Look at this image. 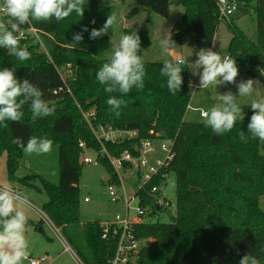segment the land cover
<instances>
[{"label": "trees", "instance_id": "trees-1", "mask_svg": "<svg viewBox=\"0 0 264 264\" xmlns=\"http://www.w3.org/2000/svg\"><path fill=\"white\" fill-rule=\"evenodd\" d=\"M172 0H132L131 14L145 9L166 18ZM217 0H178L183 14L174 37L177 46L194 49L195 39L211 48L221 21L218 19ZM238 7L241 0H237ZM252 10L256 25L253 38H248L234 24H227L231 38L228 56L236 59L237 66L247 68L246 75L260 82L264 89V0H243ZM83 17L73 13L64 21L36 22L30 25L41 31L43 51L38 43L20 39V46L31 53V59L21 62L0 48V70L16 69L19 79L26 78L43 93V99L55 107L48 117L31 120L30 109L25 105L20 122L8 121L0 127V157L5 154V178L8 183L31 186L33 178L18 179L17 158L22 149L12 143L20 137L25 144L29 137H47L58 148L57 185L41 180L47 202L42 212L60 229L66 243L85 264H106L112 247L101 239L100 222L80 224L78 180L81 172L79 142L89 150H99L85 125L81 112L94 110L96 123L113 129L135 130L139 140H160L171 143V159L165 170L175 175L176 213L170 214L167 223L147 222L135 230L138 239L152 242L143 247L136 264H239L245 254L258 258L264 264V209L259 201L264 196V141L249 138L242 142L239 132L247 134L252 109L234 128L217 136L203 123L186 122L189 105L188 69L182 66L181 91L169 93L161 75L165 61L144 62L146 76L142 91L135 88L126 96L106 93L95 78L96 71L111 58L106 37L89 39L92 28L105 23L112 8H99V0H86ZM95 20V24L91 21ZM83 41L76 49H69L73 33L81 32ZM137 34L141 39V52L151 42L145 28ZM196 50V49H195ZM71 65L73 79L62 81L58 69ZM69 91V92H68ZM115 95L126 101L121 115L116 118L106 101ZM129 145L106 144L105 150L113 157L128 150ZM99 163L107 173V185L117 182L106 159ZM164 170H162L163 172ZM156 178L144 191L137 194L141 206L151 208V217L158 211L148 194L152 185H160ZM168 212V211H166ZM28 225L31 222L28 220ZM41 224L38 223L36 229Z\"/></svg>", "mask_w": 264, "mask_h": 264}, {"label": "clouds", "instance_id": "clouds-1", "mask_svg": "<svg viewBox=\"0 0 264 264\" xmlns=\"http://www.w3.org/2000/svg\"><path fill=\"white\" fill-rule=\"evenodd\" d=\"M86 0H3L0 12L10 18L5 22L0 19V48L17 60L24 62L31 59V53L20 46L22 26L36 22L64 21L73 13L83 17ZM115 13H110L102 27L92 28L89 32L83 26L81 32L73 33L68 48L76 49L83 41V33L89 32V39L96 40L106 35L116 23ZM95 24V20L91 21ZM162 48L174 46L171 40L161 42ZM141 52L140 36L134 31L121 37L118 47L113 49L110 61L103 63L96 71L95 78L104 86L106 93L128 95L134 88L142 91L145 87V64ZM197 59L192 63V75L199 77L200 89L209 86L236 84L238 96L231 91L211 96L216 102L210 108L200 111L206 127H210L217 136L230 132L238 120H244V113L237 102L238 97H247L254 91V80L236 78L239 69L236 59L231 56H221L211 48L201 49L196 53ZM184 59L176 62L165 61L161 68V75L167 77L166 86L172 95L181 91L183 77L181 75ZM15 67L0 70V127H8L7 122H20L24 117V107L30 109L33 123L38 118L48 117L55 113V107L50 106L42 97V91L28 79L17 78ZM194 85L190 81L189 88ZM109 111L116 118L121 115L122 106L126 101L109 96L106 101ZM253 114L247 125L248 132H239L242 142L249 138L264 141V99H253L250 103ZM12 143L17 145L26 154H46L53 149V140L47 137H29L27 143L20 137H15ZM166 188H175L174 177H166ZM30 206L28 197L16 192L8 186L0 187V264H23L28 258L29 244L26 239V228L29 217L23 210ZM34 264V262H32ZM239 264H260L258 258L245 254Z\"/></svg>", "mask_w": 264, "mask_h": 264}, {"label": "rangeland", "instance_id": "rangeland-1", "mask_svg": "<svg viewBox=\"0 0 264 264\" xmlns=\"http://www.w3.org/2000/svg\"><path fill=\"white\" fill-rule=\"evenodd\" d=\"M239 5L236 13L230 19V23L241 30L248 38H253L256 31L255 21L252 15L250 7L242 3ZM245 1V0H244ZM169 7V15L166 18L155 15L145 9L131 14V10L134 8L132 0H99L100 7L104 9L112 8L113 11L108 13H115L117 20L113 27L106 35V42L108 43V55L106 57L111 58L113 49L118 47L121 37L125 34H131L132 32H138L142 27L145 28L148 40L151 42L150 46L143 51L144 62L165 61L171 59L178 61L184 59L185 63L182 65L188 69L190 74V80L194 84L199 85V77L192 75V63L197 59L195 49L188 46H177L175 44L174 37L177 35V25L183 14V8L178 5V0H172ZM0 19L7 22L8 18L3 17L0 14ZM229 23V24H230ZM231 36L227 30V24L221 22L218 26L217 32L214 37L211 49L219 52L221 56L228 55V43ZM171 40L175 45L167 48H162V41ZM45 51V48L43 46ZM47 51V50H46ZM45 51V52H46ZM239 75L236 78L238 84L241 80L253 79L246 75L247 68L239 67ZM60 71V68L58 69ZM254 80V91L252 95L247 97H238L237 102L242 108V112L246 115L248 108L253 99H264V89L260 82ZM231 91L234 95L238 96V89L236 84H226L215 86H209L207 89L193 90L189 88L190 101L188 109L185 114L186 122L203 123V118L200 117V109H208L214 103L211 100V96L218 93H225ZM244 115V117H245ZM164 142L160 140H154L151 143V147L154 150L152 154L151 164L154 162H163L167 158V153L161 150V145ZM168 146V144H165ZM261 151L264 153V145H261ZM86 154L90 157H94V153L86 151ZM5 154L0 157V187L2 183H7L5 178ZM18 168L15 171L14 176L18 179L24 177L33 178L30 182L31 186L18 185L17 183H9L5 186L14 187L11 188L16 192L26 195L30 201V206L24 208L25 214L29 217V220L34 224L41 223L42 232H39L33 225H27L26 239L29 244L28 257L39 258L40 255L46 258L45 264H85L76 255L75 259L70 253H63V246L52 232V230L46 225L45 218L40 214H36L41 210L43 205L47 202V197L43 192L41 180H44L50 184L57 185L59 181V167H58V148L53 146L51 152L46 154H26L22 151L21 155L17 158ZM166 177H174V173L169 170ZM107 173L105 168L101 165L96 167L91 165H82L81 172L78 180L79 190V220L80 224L103 222L112 220L116 214H123V207L121 202L113 203L107 193ZM129 179V180H128ZM124 189L126 195L134 194L137 190L136 177L124 175ZM166 178L161 184V199L169 201L170 207L159 206L153 216L148 217L146 220L149 222L167 223L170 220V214L176 213V191L175 188H166ZM122 196V194H121ZM119 195V197H121ZM84 198H88V202L83 201ZM262 209H264V196L259 201ZM36 211H33L32 207ZM150 212V209H148ZM168 211V212H166ZM61 236L66 240L62 233ZM70 248L75 254V250L72 246ZM33 255V256H32ZM38 256V257H35ZM137 258H135L132 264H136ZM23 264H27L23 261Z\"/></svg>", "mask_w": 264, "mask_h": 264}, {"label": "built area", "instance_id": "built-area-1", "mask_svg": "<svg viewBox=\"0 0 264 264\" xmlns=\"http://www.w3.org/2000/svg\"><path fill=\"white\" fill-rule=\"evenodd\" d=\"M2 4L3 0H0V5ZM216 6L218 19L221 22L229 24L230 19L238 9V2L237 0H217ZM0 14L8 18L2 12H0ZM42 35L43 33L41 31L33 28L30 24L22 26V31L19 34L20 39L25 41L31 40L34 44L38 43L44 51L41 40ZM58 73L62 81L65 82V85L66 80L73 79L74 73L69 64L60 69V71L58 70ZM190 81L193 83L192 80ZM193 85V90L199 88L198 84L193 83ZM81 115L95 143L99 147V150H89L84 142H79L78 148L82 152L81 164L96 167L100 165V159L107 160L117 180L116 183L107 185L108 196L111 202H121L123 207V214H116L112 220L100 222L102 227L101 239L112 247L111 255L107 258L106 264H132L135 258H137L140 250L148 243L152 242L150 239H138L136 237L135 230L138 226L149 222L146 219L150 217V213L152 212L151 208L141 206L137 194L144 191L153 180L159 178L161 179L160 185H152L148 194L158 206L170 207L169 201L161 199L160 196L162 192L161 184L168 173L164 168L168 165L172 157L171 143L169 141H162L164 144L161 145V150L167 153V158L163 162L156 161L154 164H151L152 154L154 153L151 143L154 140H139L138 132L128 128L113 129L109 126L98 125L96 123L94 110L81 112ZM200 117L203 118L201 111ZM122 143H127L130 149L123 151L117 157L111 156L105 150L106 144L119 145ZM165 144H168V146ZM86 151L93 152L95 154L94 157L88 156ZM162 170L164 171L162 172ZM124 175L136 177V185L138 184V186L134 194L126 195L124 181H128L129 179L124 180ZM119 195L121 197H119ZM83 201L87 203L88 198H84ZM31 207L33 211H36L33 206ZM148 209H150V212ZM36 214H40L41 217L45 218L46 225L62 243L64 251L72 254L73 251L62 238L60 229L55 227L45 214H42L40 211H37ZM24 261H26L27 264H32V262H34V264H45L46 258L44 256L39 258L28 257Z\"/></svg>", "mask_w": 264, "mask_h": 264}, {"label": "water", "instance_id": "water-1", "mask_svg": "<svg viewBox=\"0 0 264 264\" xmlns=\"http://www.w3.org/2000/svg\"><path fill=\"white\" fill-rule=\"evenodd\" d=\"M193 47L194 49H196L197 51L201 50V49H205L206 45L204 42H202L201 40L195 39L193 42ZM156 210L159 209V206L156 204L155 205Z\"/></svg>", "mask_w": 264, "mask_h": 264}, {"label": "crops", "instance_id": "crops-1", "mask_svg": "<svg viewBox=\"0 0 264 264\" xmlns=\"http://www.w3.org/2000/svg\"><path fill=\"white\" fill-rule=\"evenodd\" d=\"M3 184L7 185V184H9V183H8V182H7V183H2V185H3ZM5 185H3V186H5ZM11 188H14V187H11ZM29 222H31V225H29V226H32V225H33V226L35 227V226L38 224V223H37V224H34V223H33L32 221H30V220H29ZM39 223H40V222H39ZM40 224H41V223H40ZM35 228H36V227H35ZM37 229H38L39 232H42L41 225H40ZM52 232H53V231H52ZM60 243H61V242H60ZM61 244H62V243H61ZM62 246H63V245H62ZM72 251H73V250H72ZM62 252H63V253H67V252L64 251V249H63ZM32 256H33V255H32ZM40 256H43V254L40 255ZM72 256H73L75 259H77L74 253H72ZM35 257H38V256H35Z\"/></svg>", "mask_w": 264, "mask_h": 264}]
</instances>
